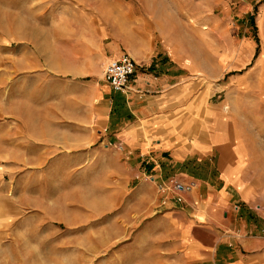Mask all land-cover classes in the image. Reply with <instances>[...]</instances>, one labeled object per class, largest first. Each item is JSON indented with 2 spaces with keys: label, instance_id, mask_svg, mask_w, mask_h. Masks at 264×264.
<instances>
[{
  "label": "rangeland",
  "instance_id": "rangeland-1",
  "mask_svg": "<svg viewBox=\"0 0 264 264\" xmlns=\"http://www.w3.org/2000/svg\"><path fill=\"white\" fill-rule=\"evenodd\" d=\"M61 36L52 61L46 49ZM110 41L136 61L179 51L211 102L243 124L247 179L264 212V0H0V264H125L128 246L154 239L147 219L129 223L134 186L113 179L101 140L85 143L86 129L60 117L85 111L89 86L105 85ZM160 186L184 191L175 177Z\"/></svg>",
  "mask_w": 264,
  "mask_h": 264
},
{
  "label": "crops",
  "instance_id": "crops-1",
  "mask_svg": "<svg viewBox=\"0 0 264 264\" xmlns=\"http://www.w3.org/2000/svg\"><path fill=\"white\" fill-rule=\"evenodd\" d=\"M53 39L46 49L52 61L63 55L66 41L61 36L58 46ZM171 48L150 49L135 60L127 94L113 91L102 78L104 86H89L84 95L93 102L85 111L60 117L77 130L86 129L85 143L101 140L113 179L126 190L134 186L125 195L129 223L147 219L145 236L154 239L140 236L128 246L125 264H264V212L255 205L247 179L243 124L211 102L207 88ZM105 49V63L123 54L117 41L107 42ZM40 134L44 138L49 132ZM34 140L40 151L50 152L51 142ZM81 142L79 149L85 145ZM148 170L154 181L145 178ZM171 177L184 191H157L158 182Z\"/></svg>",
  "mask_w": 264,
  "mask_h": 264
},
{
  "label": "built area",
  "instance_id": "built-area-1",
  "mask_svg": "<svg viewBox=\"0 0 264 264\" xmlns=\"http://www.w3.org/2000/svg\"><path fill=\"white\" fill-rule=\"evenodd\" d=\"M136 62L128 54H122L119 58L112 59L106 65L104 69L103 79L107 85L115 92H121L127 94L131 89L130 85L133 77L136 74ZM120 149L122 147L120 146ZM145 178L154 181L151 175L145 174ZM173 188L183 189V187L177 182L172 183ZM168 187L160 186L161 192L168 191ZM178 201H182V198H178Z\"/></svg>",
  "mask_w": 264,
  "mask_h": 264
},
{
  "label": "bare ground",
  "instance_id": "bare-ground-1",
  "mask_svg": "<svg viewBox=\"0 0 264 264\" xmlns=\"http://www.w3.org/2000/svg\"><path fill=\"white\" fill-rule=\"evenodd\" d=\"M203 30H206V28H204Z\"/></svg>",
  "mask_w": 264,
  "mask_h": 264
}]
</instances>
